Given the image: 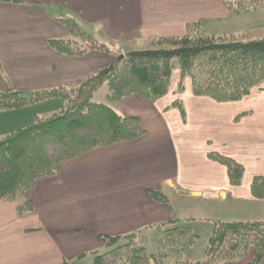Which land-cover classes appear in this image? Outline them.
Instances as JSON below:
<instances>
[{
	"label": "crops",
	"instance_id": "obj_1",
	"mask_svg": "<svg viewBox=\"0 0 264 264\" xmlns=\"http://www.w3.org/2000/svg\"><path fill=\"white\" fill-rule=\"evenodd\" d=\"M219 17L234 22L246 16L233 18L224 0H0L6 75L0 91L75 87L113 61L92 50L71 57L50 49L49 39L69 36L61 20L78 23L105 43H132L184 36L188 24ZM179 81L157 102L131 95L112 105L121 116L140 120V138L65 161L56 177L40 179L15 201L0 200V264H94L90 253L106 251V236L151 232L173 220L264 221V200L251 192L254 177L264 176V84L237 103L218 104L195 97L190 81L178 93ZM176 100L184 103L186 122L173 107ZM45 104L54 105L50 111L63 105L51 99L0 111V137L51 113L37 109ZM194 129L201 134L196 139ZM217 152L244 166L241 186L209 159ZM151 191L169 203L155 202ZM26 200L34 211L19 215Z\"/></svg>",
	"mask_w": 264,
	"mask_h": 264
},
{
	"label": "trees",
	"instance_id": "obj_2",
	"mask_svg": "<svg viewBox=\"0 0 264 264\" xmlns=\"http://www.w3.org/2000/svg\"><path fill=\"white\" fill-rule=\"evenodd\" d=\"M234 14L257 12L262 2L257 0H225ZM68 38H52L48 46L54 52L83 57L90 50L111 54L94 33L88 34L70 20H61ZM201 20L189 27L187 35L155 40L156 47L128 51L81 84L37 90L29 94L16 89L0 91V111L28 107L58 98L63 105L59 113L36 121L0 138V200L15 201L34 188L37 180L54 177L61 165L100 147L133 141L144 135L140 120L124 117L112 105L128 96L137 95L142 101L157 102L170 91L174 61H178L180 81L178 92L184 93L186 79L192 81L197 97H208L218 103L238 102L250 96L252 90L264 84V39L240 41L234 35L209 34ZM0 67V80H4ZM107 85L108 104L93 101L98 90ZM173 107L180 110L184 122L186 111L181 100ZM209 159L227 168L230 183L241 186L245 168L232 158L210 153ZM252 195L264 200V176L252 181ZM157 203L167 204L161 192L151 191ZM34 211L26 200L19 215ZM191 222L173 220L157 227L160 251L150 254L138 246L135 235L106 236V252L90 253L94 264H226L249 259L248 264L264 260V221L212 220L213 230L203 263H191L173 253H183L200 242ZM86 255H81L80 258ZM62 264H75L65 262Z\"/></svg>",
	"mask_w": 264,
	"mask_h": 264
},
{
	"label": "rangeland",
	"instance_id": "obj_3",
	"mask_svg": "<svg viewBox=\"0 0 264 264\" xmlns=\"http://www.w3.org/2000/svg\"><path fill=\"white\" fill-rule=\"evenodd\" d=\"M232 1H234V0H232ZM255 1H257V0H255ZM259 1H261L262 5H263L260 10H257V12H246V13H242V14H236V13L234 14L232 11H229L225 5V9L231 13V16L233 18H235V16H246V17H242L238 20H235L234 22H229V20H228L229 18H226V17L212 18V20L206 19V18H200V20L187 25V29H186L187 32L185 35H187L190 26H192L193 24H195L201 20L202 21L204 20L205 26L203 28L211 35L214 34V35H220V36H227L226 38H229L228 37L229 35H234V37H233L234 40L237 39V40L245 41V42H247L248 40L250 41V40L264 39V0H259ZM224 3H225V0H224ZM76 24L79 25L78 23H76ZM80 28H82V27L80 26ZM82 30H84L88 34L92 33V31L88 32L83 28H82ZM95 36L97 37V39H99L98 38L99 35L96 34ZM184 36H179V37H184ZM179 37H166V36H161V35H155L154 37H149L142 42L135 41L132 43H129V42L124 43L123 41H119V42H122V43H119L118 41H115V40H108L110 43H108V41L106 40V43H105L104 41H102L100 39L99 40H100V42L105 44L110 49L111 54H109V55H111L112 58H114L116 56L124 55L128 51L147 50V49L154 48V47H156V44H157L154 41L158 40V39L179 38ZM92 51H94V50H92ZM97 52H99V51H97ZM101 53H103V52H101ZM178 65H179L178 61L175 60L174 61L175 70H174L173 76H172L173 82L171 81L172 85L176 84L178 77L181 78ZM0 67H1V70L3 72V75L5 76V77L3 76L5 79L6 75H5V72H4V69H3L1 62H0ZM185 81H187V82L190 81L192 84V81L190 78H187ZM186 83H185V85H186ZM66 88H73V87H66ZM170 88H171V86H170ZM185 90H186V88H185ZM177 92H178V86H177ZM108 94H109V87L105 84L95 94L93 101L96 103L108 104L109 103L108 99H107ZM195 97H197V96H195ZM198 98L211 99L208 97H198ZM245 98H247V97H245ZM55 99H58V98H55ZM60 101L63 104L62 100H60ZM212 101H214V100H212ZM239 101H241V100H239ZM43 102L47 103V101H43ZM214 102L218 103L217 101H214ZM227 103H237V102H227ZM227 103H218V104H227ZM183 105H184V103H183ZM53 107H54L53 104H45V107L40 105L37 109L42 110L44 108V109H48L50 111L53 109ZM6 111H9V110H6ZM60 111H61V108L58 109L57 111H50L51 113H48V115H42L41 118H46V117L52 116L53 114L59 113ZM181 116H182V114H181ZM182 119H183V117H182ZM198 125L199 124L196 121V127ZM191 133L193 135V139H196L197 135L201 136V134L195 129L192 130ZM0 138H2V137H0ZM62 165H61V168H62ZM61 168H60V171H61ZM56 176H54V177H56ZM46 178H52V177H46ZM41 179H43V178H41ZM39 180H37V181H39ZM27 192H29V191H27ZM256 199H258V198H256ZM211 221L212 220H209V219L197 218V219H195V222H191L192 226L194 227V231L200 236V242L194 248L186 250L183 253H178L176 250H173L171 253H173L175 256H177V258L180 257L181 259L186 260V261L191 262V263H203L205 261V251L209 245V240L211 238V234H212V230H213V223ZM195 223H197V224H195ZM158 226H160V225H158ZM158 226L154 227L153 231H151V232H144L142 234L138 233L137 235L135 234V236H136L135 240L138 243V246H142V247L146 248L150 254H157L161 250L160 245L157 241V234H156V229ZM130 235H133V234H130ZM125 236H127V235H125ZM85 255L87 256V254H85ZM86 261L87 260H85L84 262L79 263V264H88V263L90 264V262H86ZM235 262H238V261H235ZM261 264H264V260Z\"/></svg>",
	"mask_w": 264,
	"mask_h": 264
}]
</instances>
